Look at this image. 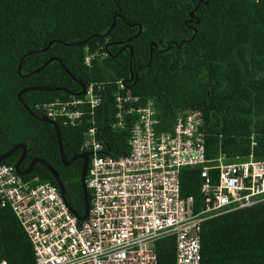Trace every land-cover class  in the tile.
Wrapping results in <instances>:
<instances>
[{
	"label": "trees",
	"instance_id": "obj_1",
	"mask_svg": "<svg viewBox=\"0 0 264 264\" xmlns=\"http://www.w3.org/2000/svg\"><path fill=\"white\" fill-rule=\"evenodd\" d=\"M205 1L0 0V156L26 144L30 152L22 168L34 158L46 161L61 178L69 206L78 215L84 214L83 162L65 166L55 128L30 115L18 100V93L29 87L69 91L24 93V102L43 115L37 104L68 99L81 87L58 62L28 77L20 75L21 58L36 51L24 59L23 75L58 58L78 81L105 84L93 118L88 115L76 127L56 120L67 157L81 154L93 119L108 138L111 156L130 152V130L137 116L128 118L122 129L110 128L116 116L118 81L125 82L134 96L154 100L158 131L172 130L184 110H201L206 163L184 167L180 176L181 196L194 197V211L199 212L204 205L201 173L205 165L213 164L220 153L228 162L250 156L264 160V0ZM192 11L200 24L192 20ZM115 15L120 18L114 28L101 37ZM132 24L142 26L138 37L139 27ZM194 30L197 33L191 40ZM92 36L96 37L86 42ZM129 39L128 44H119ZM51 42L55 43L43 50ZM74 43L81 44L67 45ZM152 43H158L162 52L151 49ZM127 45L132 46L133 56ZM88 54L92 56L90 66L85 64ZM21 152L15 151L0 164L15 166ZM213 176L217 178L216 171ZM35 178L37 183L55 184L53 174L42 164L35 165L24 180ZM201 246V264H264V202L204 222ZM156 250L159 264H176L174 237L159 241ZM3 261L36 264L33 245L21 223L11 207L0 203V263Z\"/></svg>",
	"mask_w": 264,
	"mask_h": 264
},
{
	"label": "built area",
	"instance_id": "obj_2",
	"mask_svg": "<svg viewBox=\"0 0 264 264\" xmlns=\"http://www.w3.org/2000/svg\"><path fill=\"white\" fill-rule=\"evenodd\" d=\"M88 51V50H87ZM92 56L85 58L90 66ZM112 130L137 116L127 155L113 157L107 136L95 121L88 127L81 153L89 154V217L80 222L57 184L24 180L15 166L0 164V203L11 207L33 245L36 264H159L156 244L174 237L176 264H201V227L208 220L264 202V160L228 162L220 153L203 167V208L182 197L184 167L206 163L201 110L181 112L170 131H158L154 100L134 96L117 82ZM105 84L90 82L82 96L37 104L43 115L65 126L81 125L103 100ZM217 172L214 178L213 172ZM35 184V185H34ZM0 264H7L6 261Z\"/></svg>",
	"mask_w": 264,
	"mask_h": 264
},
{
	"label": "water",
	"instance_id": "obj_3",
	"mask_svg": "<svg viewBox=\"0 0 264 264\" xmlns=\"http://www.w3.org/2000/svg\"><path fill=\"white\" fill-rule=\"evenodd\" d=\"M204 3L207 4L208 3V0H206ZM200 4H201V2L199 3V5ZM190 16H191L192 20L195 22V24H197V25L200 24V19L194 15V11L191 12ZM118 18H120L119 15H115L113 17V23H112L110 29L108 30V32L106 34L101 35V37H104L105 38V37H107L109 35V33L111 32V30L114 28V26L116 24V20ZM130 26H132V27H135V26L139 27V31H138V33L135 36V37H138L139 34L142 31V26L140 24H132ZM196 33H197V31L194 30V34H193L191 40H193V38L195 37ZM95 37L96 36H92L86 42H89L90 40H92ZM129 41H130V39L129 40H124V41L119 42V44L120 45H125V44H128ZM54 43L55 42H51L49 44V46L47 48L43 49V50H47ZM63 44H65V43H63ZM80 44L81 43H74V44H67V45L78 46ZM182 45L183 44L179 45V48H181ZM150 47H151V49L155 48L157 50V52H159V53L162 52L159 49V44L158 43H152ZM107 48H109V45L107 46ZM127 48H128V50H130L131 56H133V48H132V46L127 45ZM169 49H170V47L167 48V49H165L164 51H168ZM34 53H36V51H31V52L27 53L26 55H24L21 58L20 63H19V66H18V73L20 75H22L23 77H28V76H30V75H32L34 73H37V72L43 70L45 67H47L49 64H51L52 62L55 61V62H58L61 65V67L70 75V77L73 78L80 85L81 91L79 93L73 94V95L74 96H82L85 93V91H86V83L81 82V81H78L77 79H75V77L70 73V71L62 63V61L60 59H58V58H50L39 69H36L33 72H30L28 74L23 75L22 74L23 61H24V59L26 57H28L29 55H32ZM138 71H139V69H138ZM138 71H137V74H138ZM132 78L133 77H131V79ZM29 91H39V92H57V91H59V92H65V93H69V91L66 90V89H63V88L29 87V88H24L23 90H21L18 93V100L27 109V111L29 112L30 115H32L37 120H40L42 122L49 123L50 125H52L55 128L56 135H57V139H58V146H59L61 160H62V162H63V164L65 166H69L76 158L82 159V161H83V168H82V172H81V183H82L83 190H84V203H85V212H84V214L83 215H78L69 206V204H68V202L66 200V196H65V187H64V184H63L61 178L59 177L58 173L54 170V168L52 166H50L46 161H44L42 159H39V158H34L31 161V163H30V165H29V167L27 169L24 170V169L21 168L22 162L24 161V159L26 158V156L30 152L29 149H28V146L26 144H23V143L22 144H18L13 149H11L8 152H6L3 155H1L0 156V163H2L4 160H6L7 158H9L15 151H17V150L20 149L22 151L21 152V156H20V159L18 160V162L15 164V170H16V172L20 176L25 177L28 174H30L33 171V169H34V167H35L36 164H42V165H44L53 174V177L55 179V184L58 185V187H59V189L61 191V194H62L64 200L66 201V203L68 204L71 212L75 216H77V218H78V220L80 222H84V221H86L88 219V217H89V211H90V198H89V193H88V188H87V183H86V181H87V174H88V168H89V165H88V163H89V154H87V153H81V154L73 157L71 160H67L66 159V154H65V151H64V148H63V142H62V139H61V132H60V127H59L58 123L56 121H54V120L49 119L48 117H46V116H44L42 114L36 113L35 111H33L29 107V105L26 102H24L22 96H23L24 93L29 92Z\"/></svg>",
	"mask_w": 264,
	"mask_h": 264
},
{
	"label": "flooded vegetation",
	"instance_id": "obj_4",
	"mask_svg": "<svg viewBox=\"0 0 264 264\" xmlns=\"http://www.w3.org/2000/svg\"><path fill=\"white\" fill-rule=\"evenodd\" d=\"M54 62H55V61H54ZM76 156H77V155H76ZM26 157H27V156H26ZM60 157H61V156H60ZM73 157H75V156H72V157H67V156H66V159H67V160H71ZM32 160H33V159H32ZM32 160H31V161H32ZM61 161H62V160H61ZM80 161H82V159H80V158H76L72 163H74V162H80ZM82 162H83V161H82ZM22 163H23V162H22ZM30 163H31V162H30ZM62 163H63V162H62ZM72 163H71V164H72ZM89 163H90V162H89ZM89 163H88V165H89ZM71 164H70V165H71ZM29 165H30V164H29ZM36 165H37V164H36ZM70 165H69V166H70ZM28 167H29V166H27V167H23V168H22V165H21V168L24 169V170L27 169Z\"/></svg>",
	"mask_w": 264,
	"mask_h": 264
}]
</instances>
